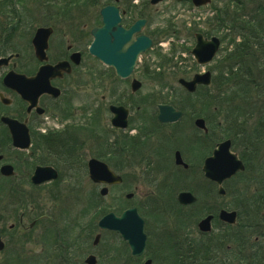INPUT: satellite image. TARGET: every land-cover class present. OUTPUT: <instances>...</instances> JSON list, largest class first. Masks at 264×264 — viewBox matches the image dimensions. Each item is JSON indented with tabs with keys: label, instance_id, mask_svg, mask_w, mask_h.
Returning <instances> with one entry per match:
<instances>
[{
	"label": "flooded vegetation",
	"instance_id": "flooded-vegetation-1",
	"mask_svg": "<svg viewBox=\"0 0 264 264\" xmlns=\"http://www.w3.org/2000/svg\"><path fill=\"white\" fill-rule=\"evenodd\" d=\"M134 1L99 0L93 6L86 1L82 6L77 1H47L49 5L59 4L62 15L45 12L48 15L41 17H47V22L35 28L30 39L31 61L16 51L5 55L4 41L0 40V61L4 60L0 62V264H5L7 256L13 264L20 259L28 264H86L93 256L98 264V256L90 251L97 249L104 237L113 235L122 241L117 234L100 230L99 218L86 228L77 223L69 228L70 220H74L70 218V197L81 196L80 192L71 193L70 182L86 178L99 196L104 187L108 195L110 189L125 181L161 183L182 177L206 184L202 167L213 151L211 142L203 141L207 133L198 129L200 140L184 139V151L170 145L179 141L178 124L185 117L175 123L159 121V106L177 108L145 91V82H151L147 65L137 63L128 78L122 79L112 66L89 54L92 31L104 27L105 9H111L106 15L117 23V29L128 32L137 24L139 30L133 39L148 36L155 46L145 13L161 3L152 6L147 0L138 6ZM78 7L80 15L71 16L72 9ZM140 21L143 23L138 24ZM38 28L51 30L46 62L36 59L31 44ZM0 37H5L3 26ZM74 53L79 59L71 60ZM86 60L96 64L85 65ZM59 64L68 67L52 72L48 80L43 77L28 84L20 77L34 79L43 66ZM155 81L151 83L157 84ZM79 93L85 97L77 99ZM176 153L182 164H176ZM91 161L104 164L121 183H94L88 171ZM132 196L126 194L125 199ZM53 198L58 201L53 202ZM197 224L196 230L203 236ZM146 239L148 244L149 236ZM177 251V259H181L182 249Z\"/></svg>",
	"mask_w": 264,
	"mask_h": 264
},
{
	"label": "rangeland",
	"instance_id": "rangeland-1",
	"mask_svg": "<svg viewBox=\"0 0 264 264\" xmlns=\"http://www.w3.org/2000/svg\"><path fill=\"white\" fill-rule=\"evenodd\" d=\"M4 1L5 0H0V20L3 23L2 26L4 29L7 28V30L8 27H13L14 29L11 33L5 32V37H0V40L4 41L5 53L7 55L12 51H16L31 61L33 56L30 48V39L35 28L47 22V17H41L48 15L50 12L54 14L57 12V14L62 15V12H60L62 7L59 4L56 5L53 3L49 5L46 3L47 1L52 2L54 0H9V2H6L5 4ZM60 1L69 2V0ZM71 1L79 2L78 6H82V3L85 1L89 2L88 6H93L94 3L92 0ZM143 1L146 2L147 0H135L134 3L138 2L139 4L137 5L140 6V4L144 3ZM258 1L260 2L261 0ZM262 1L264 2V0ZM221 4V0H211V3L206 7L194 8L191 4V0H181L180 2L178 0H170L161 3L156 8H152L148 13H145L149 21V32L151 34L154 33L153 39L155 46H153L152 51L141 56L139 64L147 65L150 69L149 80L152 82L156 79L155 82L158 83L152 84L150 82L149 84L148 82H145L144 89L145 91H148L150 95L151 93H156V95L160 96L161 99L163 98L164 101H172L174 95L179 97L176 106L186 108V111H184L186 115L185 119L178 124L179 131L176 135L182 143L184 139H191L190 141H192L194 137H198L199 140L202 138L201 133L196 132V129H194L192 115L199 112L203 107L197 102L198 98H185L180 94L179 91L181 90L177 83L180 78L189 80L195 73L202 72L204 71L203 69H206L196 65L190 54V51L195 44V32H193L191 26L192 24H196L198 26L197 30L202 29L203 23L201 24V21H204L208 16H212L214 13V7L217 8L221 6ZM71 6H73V4H71ZM74 9H72L73 11L70 15H80L79 7L76 11H74ZM93 11L94 10L91 11V16L94 15ZM45 12L48 14H45ZM11 17H16L19 22L21 21L19 25H17L18 28H16L15 25L17 19L14 21V24L11 25L4 23V18ZM167 27L168 30L170 29L169 34L166 32ZM159 32L165 33L162 35L161 39H159ZM233 35L234 33L229 31V29H220V31L214 35L221 40V47L215 61L209 66L212 69V76L217 74L213 67L216 65L217 60L222 58L227 48L230 50L231 41L233 39H235V42L239 41V37ZM70 43L73 44V41ZM165 58L168 61L172 59V62H168L164 66L158 65L159 62ZM32 64L34 65V61H32ZM84 64L93 65L96 63L92 60H86ZM209 67L207 66V68ZM76 96H79L78 98L76 97L79 100L80 97H85L82 93H79ZM209 109L211 112L216 111L214 105ZM188 116L189 118L187 119ZM220 126H218V128ZM174 144L177 143L173 142L170 145L172 146ZM261 164L263 165V162ZM249 177H251L250 174H247L243 181H236V183L232 181L231 185L228 186L230 192L237 187L236 191H238V193H230L229 198L224 199L216 196V198L213 197L214 193L212 191L210 192L203 189L204 183L200 180L194 181L192 178H173V180H166L161 183L125 181L121 186L110 189L109 194L102 199V203L110 210L114 208L125 210L131 206L139 209L141 215L146 221L145 228L149 236V255L153 258V260H151L152 264H170V259H173L174 252L179 248H181L184 253L185 251L187 252V246H189L190 243H194L193 245H196L195 248L198 245L196 242L212 241L211 244H214V236L224 234L223 231L226 227H224L219 221H214L211 234L208 236L200 235L196 230L197 221L200 219L196 220V215L199 213L198 211H201L207 206L218 209L221 205L225 206V209L233 211L238 204L239 206L237 209L245 211L246 205L241 204V202L247 199L245 194H256L262 192L261 190L264 188V179L262 181L263 184H256L259 186L254 187V184L252 183L248 186L250 182L256 179L253 175L251 178ZM174 183L175 185L172 186ZM67 186H69L71 193H81L80 198H75L74 196L70 197V218L73 216L74 220H70L69 228L72 229L76 226V223L85 226L86 228L89 223L92 224L94 222V212H92L91 209L86 211V208L88 207L87 201L88 198L91 197V194L94 193V187L86 178L81 179L80 182H70ZM55 190L58 189L55 188ZM59 190L64 191V189L61 188ZM186 190L191 191L201 200V204L195 208H189L190 211L185 208H182V210L179 209L175 200L178 193ZM126 194H132L133 196L130 200H126ZM53 200V202L58 201L54 198ZM42 202L43 204L45 203L43 200ZM42 202L40 204L44 207ZM38 207L40 206L38 205ZM187 217L191 219L186 220ZM72 239H75L74 235L72 236ZM230 240L226 241L230 242ZM123 245L122 241L117 239V237L109 235L102 239L97 249L90 252L98 256V264H143V259L145 258L141 259L139 262L126 260L131 258L127 255V251L125 250L126 247ZM75 256H79V254H76ZM75 256H73V259H75ZM7 257V264H13L12 261L8 260L11 259L10 256ZM148 259H150V257H148ZM17 264L28 263L23 259H20Z\"/></svg>",
	"mask_w": 264,
	"mask_h": 264
},
{
	"label": "trees",
	"instance_id": "trees-1",
	"mask_svg": "<svg viewBox=\"0 0 264 264\" xmlns=\"http://www.w3.org/2000/svg\"><path fill=\"white\" fill-rule=\"evenodd\" d=\"M6 2L9 0H5L4 4ZM221 3V6L214 7V16L205 21L202 29L197 30L196 24L191 29L195 33H202L206 38L214 36L220 29H229L234 33L233 36L239 37V41L235 42L233 39L230 50L227 48L222 58L217 60L213 67L217 74L212 77L210 87L197 89L194 95L185 92L180 94L185 98H198L197 102L203 107L192 115L206 121L209 132L203 136V141L209 140L214 147L220 140L229 139L233 151L238 154L244 164V172L225 184V198H229L230 193H238L237 187L230 192L228 186L232 181L235 183L243 181L247 174H250L256 179L248 186L252 183L255 187L263 184L264 179V2L262 0L260 2L258 0H221ZM6 19L4 18V23L11 25L17 18ZM20 22L17 19L16 28ZM2 24L0 22V27ZM12 30H14L13 27L4 29L6 33H11ZM169 30L168 28L166 30L168 34ZM163 34L165 33L159 32V39ZM168 62H172V59L168 61L165 58L159 62V65L164 66ZM178 98L174 95L172 101H165V103L183 112L186 111L185 107L176 106ZM213 105L215 112L209 109ZM261 191L256 194H245L248 200L241 202L242 205H246L245 211L237 209L239 204L234 209L237 213V224L233 227L224 226L226 227L224 234L214 236V244H211L212 241L196 242L198 245L195 248L196 245L190 243L181 259H177L178 251L174 252L170 264H264V188ZM212 192L213 197H218L215 188ZM102 202L97 193H92L88 198L86 211L91 209L94 212V222L108 211L116 214L123 211L119 208L110 210ZM200 204L201 200L198 198V202L192 208ZM224 207L221 205L218 209H214L207 206L198 211L196 220L211 214L214 215L216 222L218 211ZM179 209L182 210L181 207ZM189 219L191 218H186V220ZM146 235L148 236L147 232ZM149 253L147 244V257L153 260ZM126 260L140 261V259Z\"/></svg>",
	"mask_w": 264,
	"mask_h": 264
},
{
	"label": "water",
	"instance_id": "water-1",
	"mask_svg": "<svg viewBox=\"0 0 264 264\" xmlns=\"http://www.w3.org/2000/svg\"><path fill=\"white\" fill-rule=\"evenodd\" d=\"M163 0H151V4L155 5ZM210 0H192L195 7L205 6L209 4ZM111 9H105L102 11L104 14V27L100 30H93V41L89 48V53L93 57L100 60L102 63L112 66L115 69L117 76L121 78H127L139 57L140 54L145 53L151 47V40L146 36H139L133 39V34L136 33L137 24L132 27L128 32H123L117 29L115 26L117 23H113L112 20L107 18L106 12ZM143 23V21L138 22ZM116 28V32L112 33V29ZM48 29L37 30L32 44L35 50V55L39 61H45V51L47 48V39L49 36ZM196 43L191 51V55L199 65H208L212 62L219 49V40L212 38L206 40L201 34L196 35ZM127 44V45H126ZM126 45V47H125ZM124 47V49H123ZM79 54L76 53L71 57L79 59ZM1 62V61H0ZM75 63H79L76 60ZM67 68V64H59L53 68L43 67L40 69L38 75L34 79H23L26 82L39 80V78L45 77L48 80L54 75V71H62ZM65 72H69L66 69ZM6 81V80H5ZM185 90L192 93L197 85L209 86L211 83V74L206 72L204 74H196L192 80L185 81L183 79L178 82ZM135 85H139L134 82ZM182 117V113L175 110L171 106H160L158 119L162 123L177 122ZM198 129L205 130V126L202 120L195 122ZM8 126H13L8 123ZM176 164H182L179 154L176 153ZM244 170L242 162L239 160L237 154L231 152V141H225L222 144H216L212 152V155L204 161L202 171L205 177L218 186V195L224 196L225 191L222 184L234 177L237 173ZM89 177L94 183H102L107 185H116L121 183V178L114 175L104 165L96 161H91L88 165ZM101 196L107 194L106 188L100 192ZM128 195L127 198H130ZM181 204H190L195 199L188 193H180L177 198ZM213 216H208L198 223V229L201 232H209L211 229V221ZM218 219L228 225H234L236 223V212L221 210L218 214ZM98 227L100 230H107L117 233L123 241L126 242L130 255L133 258L140 257L144 254L146 246V236L144 234V222L139 217L135 208L124 211L120 216H116L113 213H109L103 216L99 222ZM96 238L94 244L97 243ZM95 258L89 256L86 260V264H95ZM144 264H151L150 260L144 262Z\"/></svg>",
	"mask_w": 264,
	"mask_h": 264
},
{
	"label": "bare ground",
	"instance_id": "bare-ground-1",
	"mask_svg": "<svg viewBox=\"0 0 264 264\" xmlns=\"http://www.w3.org/2000/svg\"><path fill=\"white\" fill-rule=\"evenodd\" d=\"M48 30H49V33H51V30H50V29H48ZM205 72H209L211 75L213 74V73H212V69H211L210 67H209V68L206 67ZM27 80H28V79H27ZM153 94H156V93H151V95H153ZM159 107H160V106H159ZM158 112H159V108H158ZM193 120H194V128H195L196 130H198V127L196 126L195 122H196L197 120H202L203 123H204V126H205V130L199 129V131H202V132L208 134L209 131H208V129H207L206 121H205L204 119H200V118H198V117H193ZM172 123H175V122H172ZM225 141H229V139L220 140L219 142H217V144H222V143H224ZM176 143H177V144H174V145H173L174 148H175L176 150H178V151H184V149H185V144L182 143V142H180V141H178V142H176ZM202 173H203V171H202ZM203 175H204V173H203ZM204 179H205V181H206V184H204V186H203L204 188H203V189H206L207 191H208V190H209V191H212L213 188H215V192L217 193V196H218V187H217V185H216L214 182H212L211 180L207 179V178L205 177V175H204ZM214 186H215V187H214ZM180 193H188V194H190V195L195 199V201L192 202V203H190V204H185V205L179 203L178 200H177V198H178V195H179ZM180 193H178V194L176 195V197H175L176 203H177V205H178L179 207H181V208H185V209H189V208H192L193 206H195L196 203L198 202V197H197L196 195H194L191 191L186 190V191H182V192H180ZM109 213H110V212L108 211V212L105 213L104 215L100 216V217H99V220H100L103 216H105V215H107V214H109ZM137 213H138L139 217L143 220V222H144V224H145V220H144L143 216L141 215L139 209H138ZM116 216H120V215H116ZM236 222H237V213H236ZM212 230H213V228L211 227V229H210L209 232H207V233L204 232V233H203V236H208L207 234L211 233ZM144 232L146 233V228H145V226H144ZM150 261H151V260H150ZM151 262H152V261H151Z\"/></svg>",
	"mask_w": 264,
	"mask_h": 264
}]
</instances>
